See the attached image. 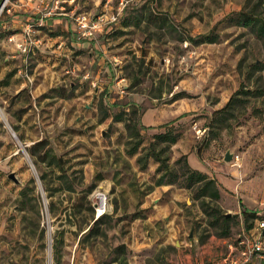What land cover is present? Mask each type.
<instances>
[{
  "label": "rangeland",
  "instance_id": "1",
  "mask_svg": "<svg viewBox=\"0 0 264 264\" xmlns=\"http://www.w3.org/2000/svg\"><path fill=\"white\" fill-rule=\"evenodd\" d=\"M70 1L0 0V264L223 260L255 219L208 174L218 201L189 187L187 165L257 181L251 211H264V39L236 22L264 20V0H125L123 12L122 0H98V12ZM72 11L121 13L97 36L98 67L94 48L65 42L54 14ZM210 33L216 42L191 40ZM166 133L177 142L157 138Z\"/></svg>",
  "mask_w": 264,
  "mask_h": 264
},
{
  "label": "crops",
  "instance_id": "2",
  "mask_svg": "<svg viewBox=\"0 0 264 264\" xmlns=\"http://www.w3.org/2000/svg\"><path fill=\"white\" fill-rule=\"evenodd\" d=\"M53 1L55 2L56 0H53ZM91 1L94 2V6L93 5L90 6L93 9L92 11L93 12H95V11L98 12L99 1L98 0H91ZM71 2H72V0L69 3L72 4ZM30 5H32V4H30ZM94 14H96V13H94ZM54 15H59V16L62 17V18H58L59 19L58 21L61 24H63L64 31L67 32V37L65 38V40H66L65 42H67V43L70 42L72 48H74L76 51H81V50L87 51L91 47L96 50L95 56H92V60H93L92 64L94 63V65H95V63H96V67H98V37H97V39H94V40H85L86 43L79 42L80 40L78 39V35H77V32H78L77 26H76V24H75V22L73 20V16H72L73 15V11L71 13H64L62 15H60V13H56ZM21 28H24V27L22 26ZM81 41H83V40H81ZM88 43H92V44L88 45ZM62 44H64V43H62ZM62 44H60V45H62ZM89 55L91 57V53H89ZM103 61H104V58H102L100 60V64L99 65H102L101 63ZM76 66L80 67L79 65H76ZM97 78H98V76H97ZM159 121H160V119H159ZM144 122H147L148 124H150L151 122L155 123L156 121H155L154 114L151 113V112L146 114ZM190 160L192 162V165L195 167V170H197V171H199L201 173H204V174H208L212 178H216L217 181L219 182V184L222 185V187H221L222 190H224V191L227 190V191H230L231 193L239 192L241 194V197H242V200H243L242 204H244V206H245L244 209L247 212L255 213L258 217H261V218L264 217V215H263L264 211H262V208H260L258 211H257V209H255V211H251L252 210L251 207L252 206H256L257 203H258L257 195L261 194L263 192V189L262 188L260 189L258 187L257 181H251V182L242 183V184L239 185L238 181H235L234 179L228 177L227 174L221 173L220 171H216V170L209 171L208 169H204L203 168V164H202V162L199 159L193 157L192 159L190 158ZM239 213L241 214V209H240ZM260 221L261 220H256L255 221L256 226L258 225V223ZM252 232H253V234L255 233L254 231H252ZM155 242H157V240ZM158 242H159L158 248H167L169 246V244H170L168 240H165V241H162V242L158 241ZM153 244H154V240H150L147 245L150 248H154V250L152 252V256H155V254H156L158 249H157V245H153ZM225 244H227V243H225ZM230 246H231L230 244L227 245L228 248ZM218 254L219 253H216V256L220 258L219 260H221V258H222L221 256H222L223 253H220L219 255ZM205 255H204L203 258H205ZM164 258L165 257L163 256L162 259H164ZM203 258L201 257L200 259H196L195 261L198 262L200 260V262L202 263L203 262ZM185 264H191L190 259L187 260L185 262ZM250 264H264V258L256 259V262H252Z\"/></svg>",
  "mask_w": 264,
  "mask_h": 264
},
{
  "label": "built area",
  "instance_id": "3",
  "mask_svg": "<svg viewBox=\"0 0 264 264\" xmlns=\"http://www.w3.org/2000/svg\"><path fill=\"white\" fill-rule=\"evenodd\" d=\"M62 0H56L55 5L58 9ZM74 2V0H72ZM129 1L122 0L120 2L119 12L127 7ZM56 14V13H55ZM64 13H60L62 15ZM121 13L107 16H93L88 13H73V20L77 26V35L79 40H94L98 34H103L108 26L116 24ZM27 36H30L28 31ZM19 50L26 54L28 47L26 43L18 44ZM87 78V77H85ZM95 86V83H92ZM102 216V215H101ZM254 234L240 238L237 245L229 247L230 252L226 258L219 260L216 264H250L255 259L264 258V220H261L254 228Z\"/></svg>",
  "mask_w": 264,
  "mask_h": 264
},
{
  "label": "trees",
  "instance_id": "4",
  "mask_svg": "<svg viewBox=\"0 0 264 264\" xmlns=\"http://www.w3.org/2000/svg\"><path fill=\"white\" fill-rule=\"evenodd\" d=\"M236 22L244 27L250 29L252 32H254L259 38L264 39V20L260 19L255 13H238L236 14ZM192 42H194L196 45L199 44H205V43H214L217 40V37L213 34L210 33L208 35H202L198 36L196 38L191 39ZM245 94H248V92H245ZM234 99L232 98L228 104L225 106L224 109L231 107ZM160 141L164 142H169L170 144H175L177 142V137H171L167 133L159 135L157 137ZM140 145V142H137L135 145L134 151L131 153L134 154L135 151L137 150L138 146ZM154 154V158H156V161L160 163V166L158 168V172H161L163 169L169 171V165L167 164V161H162L159 157V155ZM188 175L186 177V181L189 187H194L198 186L197 190L200 192L201 196H205L210 198L213 201H218L220 199V193L218 189H216L215 185L216 182L213 179H209L207 175L204 173H201L197 170H192L188 167ZM186 171V172H187ZM184 172V175L186 174ZM245 214H247V211H245ZM253 218L256 220H264V217H258L255 213H252ZM105 215L101 216L96 222L98 223L101 221ZM230 217L227 218L226 216L224 217V221H229ZM253 228V227H252Z\"/></svg>",
  "mask_w": 264,
  "mask_h": 264
},
{
  "label": "water",
  "instance_id": "5",
  "mask_svg": "<svg viewBox=\"0 0 264 264\" xmlns=\"http://www.w3.org/2000/svg\"><path fill=\"white\" fill-rule=\"evenodd\" d=\"M232 158H233V155H232L230 152H228V153L226 154V156H225V161H226V162H230V161L232 160ZM9 178L12 179V180H14V181H16V179H15V175H14V174H11V175L9 176ZM226 217L229 218V217H231V215H230V214H227ZM190 237H192V234H191Z\"/></svg>",
  "mask_w": 264,
  "mask_h": 264
},
{
  "label": "bare ground",
  "instance_id": "6",
  "mask_svg": "<svg viewBox=\"0 0 264 264\" xmlns=\"http://www.w3.org/2000/svg\"><path fill=\"white\" fill-rule=\"evenodd\" d=\"M105 202H106V198H105V196L104 195H101L100 196V208H102V209H104V208H106V204H105ZM101 215H99V213H98V217H100Z\"/></svg>",
  "mask_w": 264,
  "mask_h": 264
}]
</instances>
